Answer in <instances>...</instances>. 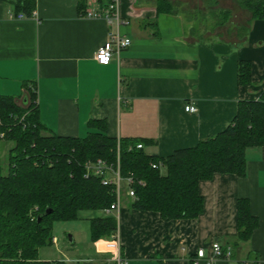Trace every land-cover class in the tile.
<instances>
[{
  "label": "crops",
  "instance_id": "1",
  "mask_svg": "<svg viewBox=\"0 0 264 264\" xmlns=\"http://www.w3.org/2000/svg\"><path fill=\"white\" fill-rule=\"evenodd\" d=\"M159 1L118 0L122 23L108 26L81 16L77 0H35L33 15L22 18L0 0V94L26 106L27 83L49 132L83 136L87 121L102 119L108 136L141 140L147 154L161 157L222 131L239 100L257 99L264 90V20L242 9V23L231 21L226 36L204 38L196 11L177 10L167 0L171 9L158 12ZM96 5L86 2V8ZM109 31L130 44L99 64L93 55ZM239 59L251 63L250 85L237 83ZM185 104L196 111H185ZM245 157L244 176L215 173L199 181L203 211L196 218L163 220L156 211L130 208L126 195L111 213L116 238L91 241L90 215L79 250L56 252L70 264H116L117 251L126 264H193L196 250L211 256L216 241L231 248L217 264H264V145L248 148ZM239 198L248 199L258 224L236 243ZM39 259L59 260L40 251Z\"/></svg>",
  "mask_w": 264,
  "mask_h": 264
},
{
  "label": "trees",
  "instance_id": "2",
  "mask_svg": "<svg viewBox=\"0 0 264 264\" xmlns=\"http://www.w3.org/2000/svg\"><path fill=\"white\" fill-rule=\"evenodd\" d=\"M7 1L15 15L32 16L35 0ZM86 2L77 0L80 14ZM237 3L252 20H264V0ZM170 9L167 0L159 1L158 12ZM251 82L250 61L239 59L238 85ZM27 85L26 106L14 96L0 94V153L2 141L12 143L6 166L0 158V264H70L41 260L39 249L51 244L54 221L79 219L85 211L100 212L90 218L91 241L113 238L116 219L103 210L115 200L114 185L85 176L87 161L101 159L114 165L118 153L120 175L132 179L130 208L156 211L163 220L189 219L203 211L200 180L215 173L244 176L246 150L264 145V90L257 99L239 100L232 121L222 131L161 157L136 148L134 144L141 140L119 138L117 142L107 135L102 119L87 121L83 136L49 132L40 120L35 91ZM46 209L50 211L45 214ZM236 221L235 242L247 241L258 224L247 198L237 200Z\"/></svg>",
  "mask_w": 264,
  "mask_h": 264
},
{
  "label": "built area",
  "instance_id": "3",
  "mask_svg": "<svg viewBox=\"0 0 264 264\" xmlns=\"http://www.w3.org/2000/svg\"><path fill=\"white\" fill-rule=\"evenodd\" d=\"M97 5L95 7H87L81 16L87 18H101L108 26L119 25L122 23L121 17L118 12V0H106L104 4H98V0H95ZM33 15V13H32ZM18 18H22L25 15L19 13L16 15ZM130 39L126 36L120 35L117 32L109 31L107 39L97 47L94 52V59L99 64H108L112 56H118L120 51L129 46ZM184 110L188 112H195L196 107L193 104H185ZM1 124V119H0ZM3 137V133L0 132V138ZM118 142V138H117ZM136 148H142L141 143L134 144ZM131 148V145L128 147ZM152 167H156L152 164ZM92 175L100 178L103 184L114 185L115 200L105 208L104 213H112L119 209L120 199H121V181L126 184V195L130 198L134 196L133 189L130 184L132 183L131 177H122L119 172L118 163V153L116 158V163L113 165L107 163L101 159H96L95 161H87L85 163V176ZM116 238V233L113 236ZM51 242L55 243V238H52ZM211 256H206L203 248H198L195 252L194 257L191 259L193 264H217V259L219 258H229L231 255V248L229 246L223 247L216 241L211 242ZM116 264H126L121 258V254L117 251ZM107 264V263H106Z\"/></svg>",
  "mask_w": 264,
  "mask_h": 264
},
{
  "label": "rangeland",
  "instance_id": "4",
  "mask_svg": "<svg viewBox=\"0 0 264 264\" xmlns=\"http://www.w3.org/2000/svg\"><path fill=\"white\" fill-rule=\"evenodd\" d=\"M171 2L172 6H175L177 10H187L191 12L193 10L198 13L197 17L199 23L197 29L199 33L201 32V37L204 38L214 34L226 36L225 30L228 28L229 23L234 21L235 25L241 24L244 19L243 17H245L244 14H241L243 8L238 5L237 0H172ZM224 11L228 13H224ZM238 12H240V14ZM200 16H207V18L205 17L202 19ZM11 146L12 143L9 141H2L1 143L0 158L4 166H6V156ZM126 189V184L124 181H121L120 192L122 201L127 198ZM90 215H95V212H81L79 219L54 221L52 223V236L55 238V243L45 245L41 247L39 251L57 257L59 260H66V258H62L60 256L61 254L57 253L56 250L62 251L67 256L79 250V246L84 244L87 240L85 229L86 220L84 217ZM69 236H71L73 240H69Z\"/></svg>",
  "mask_w": 264,
  "mask_h": 264
},
{
  "label": "water",
  "instance_id": "5",
  "mask_svg": "<svg viewBox=\"0 0 264 264\" xmlns=\"http://www.w3.org/2000/svg\"><path fill=\"white\" fill-rule=\"evenodd\" d=\"M49 211H50V209H46L44 213L46 214V213H48ZM69 239H71L70 236H69Z\"/></svg>",
  "mask_w": 264,
  "mask_h": 264
}]
</instances>
